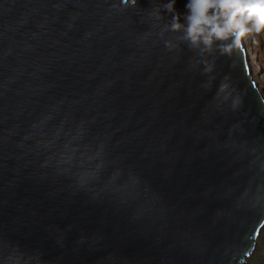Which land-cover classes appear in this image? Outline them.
Listing matches in <instances>:
<instances>
[{"label":"water","instance_id":"95a60500","mask_svg":"<svg viewBox=\"0 0 264 264\" xmlns=\"http://www.w3.org/2000/svg\"><path fill=\"white\" fill-rule=\"evenodd\" d=\"M169 0H0V264H243L264 222L244 49L197 54ZM187 0H176L183 16ZM183 23V19H181ZM233 63L235 65L233 66ZM225 75L243 105L214 99Z\"/></svg>","mask_w":264,"mask_h":264},{"label":"clouds","instance_id":"9594fccd","mask_svg":"<svg viewBox=\"0 0 264 264\" xmlns=\"http://www.w3.org/2000/svg\"><path fill=\"white\" fill-rule=\"evenodd\" d=\"M175 4L176 0L158 4L149 16L163 21L161 8L171 16L160 35L162 37L164 32L178 34L177 42L167 40L165 47L171 51L185 44L197 54L198 58L190 67L203 65L201 74L208 77L202 84L205 89L211 86L214 79L211 73L215 69V60L210 59L214 52L231 58L240 54L244 41L264 35V0H187L183 16L176 11ZM123 5L135 7L137 0H123ZM214 99L218 101V107L229 103L232 111H237L243 105L242 96L232 86L229 75L222 78ZM21 256L10 255L6 264H21Z\"/></svg>","mask_w":264,"mask_h":264},{"label":"bare ground","instance_id":"6f19581e","mask_svg":"<svg viewBox=\"0 0 264 264\" xmlns=\"http://www.w3.org/2000/svg\"><path fill=\"white\" fill-rule=\"evenodd\" d=\"M242 48L244 49V56H245L246 63H247V65H246L247 71H248V74L250 77L249 80L254 85V89L258 92L259 97L261 98L262 102L264 103V74L261 71V65L259 63H257L255 60V56H257L260 49L254 43H252V39H248V40L244 41L242 44ZM248 60H250V61H248ZM250 65H251V69H250ZM262 226H263V224H262ZM245 260H244V262H245Z\"/></svg>","mask_w":264,"mask_h":264},{"label":"rangeland","instance_id":"374dc122","mask_svg":"<svg viewBox=\"0 0 264 264\" xmlns=\"http://www.w3.org/2000/svg\"><path fill=\"white\" fill-rule=\"evenodd\" d=\"M252 43H254L260 49L257 56H255V60L261 65V71L264 74V35L256 37L255 40H252ZM254 247L255 248L252 254L245 260L243 264H264V223L256 237Z\"/></svg>","mask_w":264,"mask_h":264}]
</instances>
